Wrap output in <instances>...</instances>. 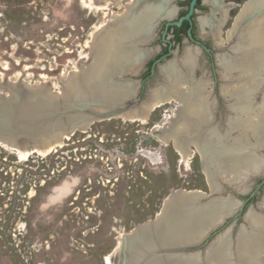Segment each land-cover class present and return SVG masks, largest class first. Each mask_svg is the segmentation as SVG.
Instances as JSON below:
<instances>
[{
  "label": "rangeland",
  "instance_id": "1",
  "mask_svg": "<svg viewBox=\"0 0 264 264\" xmlns=\"http://www.w3.org/2000/svg\"><path fill=\"white\" fill-rule=\"evenodd\" d=\"M96 3L97 0H0V82L48 84L61 92L75 73L85 72L93 63L99 26L111 24L114 15L126 13L135 0ZM175 5L177 10L174 8L176 13L171 19L179 17L183 8L177 0ZM238 11L239 7L235 8L233 16ZM210 12L209 8L199 10L196 18L206 17ZM260 13L258 10L247 16L243 26ZM216 16L220 17V13ZM204 19L207 22L204 26L198 22L197 33L215 45L212 57L184 37L180 42L172 40L173 52L162 63L170 61L178 65L183 80L187 81L183 84L185 89L191 82L205 83L203 88L215 103L213 122L220 126L223 124L220 122L226 123L229 116L237 114L230 108L235 101L230 103L231 96H226L222 88L227 83L238 84L239 71L232 70L230 83L217 57L233 52L237 36L228 39L227 34L235 19L222 25L221 35L215 38L205 24L215 25L216 31L219 26L216 21L220 19L215 22ZM163 21L154 29L151 42L138 47L142 53L147 50L152 53L142 72L126 76L138 82L142 101L150 90L166 82L158 70L144 78L150 62L168 45L161 39ZM168 37L173 39L172 31ZM189 49L197 53L192 71L184 63ZM244 79L252 81V76ZM251 99L248 114L260 113L264 79ZM182 105L181 101L172 100L157 106L146 121L121 116L97 120L46 155L33 153L24 159L0 144V264H106L105 256L109 253L117 264L118 254L114 250L122 236L155 219L174 191L212 194L213 186L199 147L190 145L193 154L186 163L173 138L168 141L162 138L161 131L173 125ZM241 114L242 118L248 117L247 113ZM239 129L242 130L238 127L231 131V142L241 135ZM250 133L248 149L255 150L256 157L264 161V150H257L264 143ZM230 147L235 158H242L232 143ZM228 173L220 175V191L215 197L229 200L230 196H236L242 200L239 223L252 208V214L264 216V167L259 172L250 170L237 180L232 171V179L241 181L243 187L247 179L245 186H250L240 195L234 193L238 184H230L225 175ZM252 192L254 195L250 197ZM233 220H229V225ZM223 230L218 228L214 233ZM215 234L210 236L211 240L216 238Z\"/></svg>",
  "mask_w": 264,
  "mask_h": 264
},
{
  "label": "water",
  "instance_id": "2",
  "mask_svg": "<svg viewBox=\"0 0 264 264\" xmlns=\"http://www.w3.org/2000/svg\"><path fill=\"white\" fill-rule=\"evenodd\" d=\"M146 1L148 0H138L133 8H140V4L143 5ZM175 1L171 0L170 4L176 7ZM197 1H191L189 12L179 20H170L173 16L157 19L151 28L149 38L140 42L139 47L142 48L143 43L149 44L151 42L154 29L161 20L168 19L166 25L169 27L181 25L185 19H191ZM157 2L158 0H153L148 3L155 4ZM100 34L101 31H99L98 36ZM166 41L169 40L166 39ZM172 52L171 43L170 50L154 60L150 76L155 75L158 70L164 81L163 68L170 61L165 64L162 61L169 57ZM151 54V51L147 50L141 56L140 61L132 66L129 64L123 66L121 63L120 66L123 68L118 70L112 79L106 77L95 84L100 75L91 72L97 63L95 62L96 52H94L93 63L85 72L75 73L61 92L54 91L52 86L48 84L31 85L21 82L16 84L0 82V143L14 149L29 150L30 154H33L50 145L56 149L55 146L61 142L65 143L78 130L84 131L97 120L120 116L132 119L128 113H132L136 109H141L142 113L147 115L149 110L144 106V103L153 104L154 109L160 106L150 98L152 90L142 101V96L139 95L138 82L126 76L140 74ZM119 82L132 83L133 89L127 93L125 98L112 99L101 93V89L105 88L104 90L108 92L107 87L113 88ZM137 119L139 118H134V120ZM161 133L164 136V131ZM202 147V153L205 156L203 158L207 159L208 150L205 146ZM257 150L258 152L264 150V147ZM222 174L217 172L215 175L219 186L212 188L213 193L210 195L201 191L194 196L187 190L174 191L167 198L162 211L155 219L137 225L130 233L122 236L121 243L115 251L118 254L117 264H132L134 260H138L137 264H187L188 261H191L192 264H221L220 261L225 260L227 262V258L224 259L217 253L218 251L214 253L213 250L226 242L233 252L232 261L234 264H240L235 253L238 234L242 232L243 228H250L249 215L254 210L253 208L249 210L243 216L242 222L239 223L238 220L242 213L238 211V208L243 206V202L236 196H230L231 206L227 207V213L222 214V216L214 213L210 204L225 200L219 196L215 197V194L220 191L219 178ZM232 174L229 172L225 175L230 180V184H238L233 189L234 193L240 195L248 191L250 186H245L247 179L244 180L243 187L241 181L237 182L232 179ZM253 195L254 192L251 193L250 197ZM226 200L228 199L226 198ZM182 201L184 205H180ZM194 201H197L196 204ZM230 219L235 220L231 225H229ZM218 228L224 230L220 233L215 232V234L214 231ZM213 234L216 235V238L211 240L210 236Z\"/></svg>",
  "mask_w": 264,
  "mask_h": 264
},
{
  "label": "bare ground",
  "instance_id": "3",
  "mask_svg": "<svg viewBox=\"0 0 264 264\" xmlns=\"http://www.w3.org/2000/svg\"><path fill=\"white\" fill-rule=\"evenodd\" d=\"M107 1L108 0H97V3L101 5ZM137 2L138 0H135V3L129 6L128 11L123 15L112 16L113 21L111 24L107 25L104 23L99 26L101 34L97 38L94 37L96 40L94 45L97 50L95 62L97 63L95 68L91 71L92 74L98 73V76L100 75L98 81H95V84L104 80L106 77L112 79L113 75L123 68L120 66L121 63L123 66L124 64H129L130 66L137 64L141 56L145 53L140 52L138 49L139 43L149 38L151 28L154 23H156L157 19L171 16L175 12V6L170 5L171 0H160L155 4L144 3L139 9H135L133 6L136 5ZM248 2L250 3H247L242 9L234 28L229 30L227 34L228 39L235 35L234 32L236 30H239L237 27H239L240 20H242L240 24L248 21V17L255 14L258 10L261 12L260 15L256 16L245 27L243 26L244 28H241L240 38H238L236 33L238 40L236 38L237 42L233 45V52L231 54H220L218 56L220 64L225 69V77L228 78L229 82V78H233L230 75L232 70L239 71L238 79L236 78L238 84L232 86L227 83V85L224 84L222 88L226 96H231L230 103L235 101L236 104H230V108L236 110V116H229L227 118L228 121L220 124V126L215 125L213 122L214 99L212 100L211 97H209L210 93L204 89V82H191L189 88L185 89L183 84L187 81L183 80V73L179 72L178 65L175 63H169L164 66L163 74L166 82L153 89L150 95V98L155 100L158 105H163L172 100H179L183 103L180 108L179 116L173 125L170 126V128H166V130L163 129L164 136H162V138L165 141L173 138L178 152L181 153L182 159L186 163L193 154V151L190 149L192 143L196 144L201 152H203L202 146H205L209 156L207 159H204V164L210 176L213 189L219 186L215 177L217 172L228 173L235 171V179L237 180L240 176L242 177V175L246 176V172L248 173L250 170L259 172L262 167H264L263 159H261V157H256L254 154L255 150L250 151L248 149V144L250 142L247 139L248 133L251 132L255 138L264 143V114H262L264 113V100L261 105L263 112L260 111L259 113V111H255L256 114L259 113V116H256V114H248L253 104L251 98L261 89L264 79V0H249ZM201 21L203 26L204 23L207 22L204 18H202ZM216 23L219 24L220 22L217 21ZM208 24L215 30V25ZM220 25L221 24H219L215 31L218 35H221L219 30ZM185 58V65L192 71L197 62V53L189 49ZM249 76H252V81H246L244 79ZM254 78H256V80H254ZM257 78L259 79L257 80ZM231 80L233 81V79ZM237 82L235 81V83ZM107 88L109 89L108 92H106L104 88L101 89V93L107 95L109 98L117 100L125 98L127 93L131 92L133 89L131 82H119L113 88L110 86ZM144 106L149 110L147 115H144L141 109H136L134 112L128 113V116H130L132 120L138 117L139 119L137 120L146 121L150 111L154 109V105L144 103ZM241 113H247L248 117L246 116L245 118L243 116L244 118H242ZM238 127L242 128V130L239 129L241 135H239L238 138L234 137L235 140L231 142V131L235 128L238 129ZM230 142L235 149H237L236 151H238V153L241 152L243 155L242 158H239V156L235 158L233 156L234 152H232L233 149L230 147ZM0 144L6 148H11L21 158L26 159L30 154L29 150H22L20 148L14 149L5 144ZM63 145L64 143L61 142L55 147H61ZM54 150L55 149L50 145L43 149H39L38 153L46 155ZM203 157L205 156L203 155ZM232 159L234 162H231ZM190 193L194 196L197 195L198 191H190ZM183 201L180 205H184ZM196 202L197 201H194V204H196ZM210 206H212L216 215L220 214V216H222V214L227 213L228 208L231 206V201L224 200L222 202H213ZM250 217L252 225L250 229L252 230L248 231V228H243L242 232L238 234V246L235 248V253L239 258L240 264H264V216L251 213ZM120 243L121 240L116 250ZM215 249L213 250L214 253L218 251L217 253H219L220 256L224 259L227 258V262L223 260L220 261L221 264H234L232 261L233 252L230 250L228 242ZM137 262L138 260H134L132 264H137ZM105 263L116 264L111 253L105 256ZM186 263L192 264L191 261Z\"/></svg>",
  "mask_w": 264,
  "mask_h": 264
},
{
  "label": "flooded vegetation",
  "instance_id": "4",
  "mask_svg": "<svg viewBox=\"0 0 264 264\" xmlns=\"http://www.w3.org/2000/svg\"><path fill=\"white\" fill-rule=\"evenodd\" d=\"M149 1H153V0H148L145 3H148ZM154 1H156V0H154ZM158 1H160V0H158ZM177 1L179 2V4H181V7H183V8L180 11L179 17H177L175 19H170L172 21L179 20L182 16L186 15L189 12L192 0H177ZM247 3H250V2H248V0H198L196 3L194 13L191 16V19H185L181 25H171V26L167 27L166 24L168 22V19H163L164 21H163V26H162L163 29L161 30V39L164 41H166V39H168L169 41H166L168 43V45L162 49L161 55L167 53L170 50V44L173 41L180 42L182 40V38L187 37L190 41H193V42L197 43L198 45H200L201 47H203L206 50V52L208 53V55L210 57H212L213 51H214L213 46H215V45H212L202 35H199L197 33L198 22H200L202 24V21H201L202 18H207L208 20L211 19L214 22L216 19H220V20L222 19L221 21L218 20L220 22L219 24H221L220 27L222 28V25H224L231 18H234L235 22H236L238 16H240V14H241L240 12L242 11V9L244 8V6ZM238 7H239V11L237 12L236 16H233L232 11ZM174 8H176V10H177V7H174ZM207 8L211 9V12L206 17H201V18L197 19L196 18L197 12L199 10H204ZM217 12L220 13V17L216 16ZM235 22H234V25H235ZM240 22H242V20L239 21V25H238L239 27H237V29H239V30L234 29V30L239 32L238 33L235 31L234 32L235 35H236V33H237V35H240L241 30H242L241 28H244L246 25V24H244V27H243V23L240 24ZM205 25H209V24H205ZM234 25H233V28H234ZM210 28H211L210 36H212L213 38L219 36L218 34L215 33V31H213L211 26H210ZM233 28H231V29H233ZM231 29H229V30H231ZM229 30H228V32H229ZM170 31H172L173 39L168 37ZM190 32H191V34H190ZM234 33H233V35H234ZM149 76H150V74L146 75V73H145L144 78H147Z\"/></svg>",
  "mask_w": 264,
  "mask_h": 264
},
{
  "label": "trees",
  "instance_id": "5",
  "mask_svg": "<svg viewBox=\"0 0 264 264\" xmlns=\"http://www.w3.org/2000/svg\"><path fill=\"white\" fill-rule=\"evenodd\" d=\"M160 55H161V54H160ZM160 55H159V56H160ZM152 63H153V61L150 62V64H149V68H148V70H147V72H146V75H149V74H150V72H151V67H152ZM59 150H60V149H58L57 152H58Z\"/></svg>",
  "mask_w": 264,
  "mask_h": 264
}]
</instances>
